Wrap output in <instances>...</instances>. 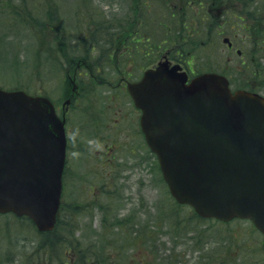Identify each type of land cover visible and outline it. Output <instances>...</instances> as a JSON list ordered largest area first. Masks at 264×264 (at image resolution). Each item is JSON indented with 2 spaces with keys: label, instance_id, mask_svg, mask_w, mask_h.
I'll return each mask as SVG.
<instances>
[{
  "label": "rangeland",
  "instance_id": "374dc122",
  "mask_svg": "<svg viewBox=\"0 0 264 264\" xmlns=\"http://www.w3.org/2000/svg\"><path fill=\"white\" fill-rule=\"evenodd\" d=\"M8 2L5 11L0 12V88L45 94L58 103L64 100L63 92L68 86L64 71L76 53L59 36L63 32H75L71 30L74 27L117 25L121 42L129 41L131 36L127 32L122 34V27L130 26L134 28L133 36L147 35L151 45L166 38V53L170 57L185 46L182 40L186 31L181 27L179 0ZM233 5L235 9L229 13L237 14L230 16L231 21L239 22L237 15H240L253 23L255 32L247 33L248 40L261 38L264 46V0H236ZM239 31L225 28L212 33V45L203 48L188 43L185 51L193 45L194 49L199 48L195 53L199 54V66L206 55L213 64L221 62L227 51L222 42L224 36L243 52L249 48L245 46L246 40L242 44L245 34ZM207 35L203 33L201 38L206 40ZM126 45H120L113 61L104 58L100 66L105 72L101 71L97 77L103 80L102 75L107 74L110 86L86 78L85 85L95 90L88 93L84 105H104L105 91L117 83L114 66L131 68L135 73L137 64L145 63L137 60L130 65L129 56H124ZM152 49L158 50L153 46ZM232 58L238 59L235 55ZM93 62L96 64L94 59ZM106 64H110L108 68ZM119 100L122 108L128 107L124 95ZM113 132L114 128L107 131ZM82 142L77 143L71 166L65 173L61 214L66 240L62 235L54 238L52 234H40L26 217L0 215V264H64L66 260H69L66 264L85 261V264L96 261L99 264H264L262 235L251 222L234 219L222 224L216 219L193 220L188 206L174 204L152 152L142 166L143 171L126 168L119 173L115 185L107 187L106 179L91 160L99 146L86 141L92 155L87 158L81 152ZM61 241L64 243L58 244ZM81 256L83 259H79Z\"/></svg>",
  "mask_w": 264,
  "mask_h": 264
},
{
  "label": "water",
  "instance_id": "95a60500",
  "mask_svg": "<svg viewBox=\"0 0 264 264\" xmlns=\"http://www.w3.org/2000/svg\"><path fill=\"white\" fill-rule=\"evenodd\" d=\"M177 68L161 62L127 84L162 178L201 217L250 219L264 251V98L231 92L213 73L186 83ZM64 159L63 122L49 98L0 88V213L50 230Z\"/></svg>",
  "mask_w": 264,
  "mask_h": 264
},
{
  "label": "flooded vegetation",
  "instance_id": "af4514ba",
  "mask_svg": "<svg viewBox=\"0 0 264 264\" xmlns=\"http://www.w3.org/2000/svg\"><path fill=\"white\" fill-rule=\"evenodd\" d=\"M179 1L178 11L181 17V27L186 31L184 33L186 37L182 40L185 42V46L188 43H195L198 47L206 48L213 44L212 33H218L220 30L224 31L225 28H228L234 29L235 32L242 30V32L239 31L245 34L241 39L242 44L247 42L245 46H249V48L243 52L229 37L224 36L222 42L226 44L227 49L224 60L213 64L209 61V55H206V60L204 59L199 66V54H195L199 52V48L194 49L196 46L193 45L186 51L185 46H182L180 51L178 50L174 56L170 57L166 53V38L163 37L159 43L151 45L149 36L144 34L133 36L134 28L130 26L122 27V34L127 32L131 37L129 41L121 40V42L119 41L121 32L116 31L117 25L108 27L84 24L71 29L75 32H63L59 39L65 46L74 48L76 53L69 60L70 67L64 71V77L68 80V86L63 92L64 100L59 103L56 100H51L57 115L64 123L65 173L71 166L73 151L77 143L84 139L81 152L87 158H92L87 144L99 146L97 147L99 149L95 151L97 154H94L97 159L94 157L91 160L101 176L106 179L104 183L107 184V187L114 186L119 173L126 171V168L137 167L140 169L139 171L144 170L142 166L149 159L151 152L140 127L141 111L134 106L126 83L139 80L146 69L154 68L160 62L164 61L169 65L177 66L181 72L185 73L187 82L202 73H216L226 78L232 92L245 90L264 97L263 41L261 38L255 40L249 38L248 40V34L254 33L256 26L253 23H248L242 16L237 15L239 22L231 21L230 16L237 13L231 14L229 11L235 9L233 3L236 0ZM7 4H10L8 0H0V12L5 11ZM245 31L246 33H244ZM203 33L208 34L206 40L201 38ZM125 43L127 45L124 47L126 49L124 56H129L130 65L136 63L137 60H142L145 63L137 64L135 73L131 68L121 67L120 69L114 66L117 83L105 91L107 95L104 98V105L100 107L84 105V102L89 99L88 93L95 90L94 87L85 85L86 78L96 80L99 84L106 82L110 86L111 81L106 73L105 76L102 75L103 80H99L97 74L102 71L100 66L104 58H106L104 61H113L117 54L116 51L119 50L121 44ZM163 45L164 48H162ZM152 46L158 50H153ZM209 50L210 48H208ZM160 51L164 53L162 54ZM232 55L238 59H233ZM154 58H156L155 61ZM109 65L106 64V68ZM104 70L102 72H105ZM122 95L127 99L128 107L122 108L119 105ZM113 128L114 132L108 134L107 131ZM86 141H88L87 144ZM120 151L124 153L121 154ZM124 157H127L128 160ZM65 262H69V260ZM85 263L86 261L83 262V264Z\"/></svg>",
  "mask_w": 264,
  "mask_h": 264
},
{
  "label": "trees",
  "instance_id": "16d2710c",
  "mask_svg": "<svg viewBox=\"0 0 264 264\" xmlns=\"http://www.w3.org/2000/svg\"><path fill=\"white\" fill-rule=\"evenodd\" d=\"M172 199V198H171ZM173 200V199H172ZM174 201V200H173ZM174 204H177L175 201H174ZM178 206H181L180 204H177ZM183 206V205H182ZM62 210H63V203L61 204L60 206V209H59V213H58V216H57V222H56V225L54 227L53 230L51 231H48V232H45V233H40L42 235H46V234H52L54 238H57L58 236L64 238L63 240L65 241V236H63L64 233H62ZM190 218L193 219V220H201L202 218L198 217L192 210H191V213H190ZM61 227V228H60ZM52 237V238H53ZM64 242H58V244L62 245ZM99 258V257H98ZM79 259H83L82 256L79 258ZM67 262H64V264H66ZM96 264H99V261L96 262Z\"/></svg>",
  "mask_w": 264,
  "mask_h": 264
}]
</instances>
